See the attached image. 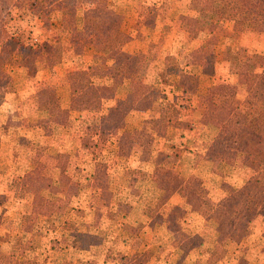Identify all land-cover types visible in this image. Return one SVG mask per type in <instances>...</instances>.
Returning <instances> with one entry per match:
<instances>
[{"label":"rangeland","instance_id":"rangeland-1","mask_svg":"<svg viewBox=\"0 0 264 264\" xmlns=\"http://www.w3.org/2000/svg\"><path fill=\"white\" fill-rule=\"evenodd\" d=\"M72 1L44 0L40 5L49 4L51 7L46 14L37 17L36 10L26 13L19 9L8 24L14 31L16 56L22 53L30 55L33 38L39 33L54 37L64 15H70L84 46L77 62L64 60L46 65L32 80L27 78L25 69L17 66L16 61L4 67L13 85V91L6 93L0 104V211L4 208L3 213L13 219L9 228L0 225V252L10 257L8 264H105L103 260L107 254L115 258L122 254L127 258L125 263L108 259V264H264L262 216L253 219L246 236L233 241L216 233L214 221H208L205 228L208 233L202 245L186 249L189 237L200 232L205 222L204 208L190 212L186 207L181 218L183 222L176 231L168 230L158 220L149 227L146 217L138 211V197L142 193L157 198L163 205V213H174L184 207V198L201 183L217 195L221 186L237 188L250 176V170L240 164L223 168L213 137L228 116V111L221 106L212 111L207 108L210 98L206 96V88L213 84L234 85L235 97L242 100L250 96L245 86L252 82L253 72L233 73L228 70V64L214 63L184 66L181 72L174 71L169 75L163 72L155 74L158 88L168 99L173 98L177 104L186 105V109L181 111L186 112L191 125L181 129L163 128L157 111L132 110L125 116V129L134 135L131 151L125 157L114 154L115 136L109 133L94 131L89 136L78 137L67 130L54 139L48 122L49 116H53L68 128L70 120L77 116L76 103L69 99L68 86L82 81L83 70H92L102 77L103 66L117 67L127 53L151 60L153 45L170 47L179 61H182L180 56L183 53L201 44L212 51L215 58H220L222 51L235 50L239 46H246L264 57V34L241 30L236 20H227L221 25L230 35L217 32L206 44L200 39H190L178 28L180 23H191V12L185 7V0ZM87 8L107 11V27L119 49L111 50L95 43L96 27L80 21V12ZM175 35L176 41L173 40ZM59 75L62 80L54 86V96L39 101L31 114L23 113L22 102L40 85V81ZM113 82L118 86L116 95L125 97L120 81ZM3 90L4 85L0 84L1 94ZM252 97L258 104L264 105V90ZM8 125L10 127L6 128ZM152 142L172 154L173 172L180 182L173 193L169 192L166 182L151 176L150 164L138 178L121 173L122 166H133L142 146ZM39 149L43 152L38 155ZM106 150H110L107 159L108 187L126 195V204L132 208L128 215L102 203L105 195L96 199L100 200L96 206H89V194L94 192L89 186V174L84 171L91 168V156L95 151ZM56 152L63 155L54 157ZM31 155L45 162L43 170L40 169L39 174L34 173L28 184H43L37 177L41 174L47 176V187L38 190L39 195L57 205L56 213L49 221L43 223V217H40L39 222L44 227L15 218L16 213L25 210V204L29 208L31 195L17 197L10 183L14 181L16 188H24L22 175L35 167ZM45 155L49 157H43ZM78 170L81 171L77 173ZM75 178L80 182L78 194L68 197V192L73 191L70 182ZM120 222L134 225L142 242L129 247L124 245L121 236L125 231L116 226ZM22 231L25 232V243L31 248H12V236ZM105 233L110 239L107 242L104 241ZM152 235L158 240H153ZM114 236L120 238L112 239ZM213 245L225 248L220 259L210 255Z\"/></svg>","mask_w":264,"mask_h":264},{"label":"trees","instance_id":"trees-1","mask_svg":"<svg viewBox=\"0 0 264 264\" xmlns=\"http://www.w3.org/2000/svg\"><path fill=\"white\" fill-rule=\"evenodd\" d=\"M42 2L44 0H0V84L4 85V92L0 93V104L4 95L13 91L12 80L6 73L5 66L16 61L17 66L25 69L27 78L32 80L37 72L46 65L64 60L77 62L84 52L80 32L74 28L70 15H64L59 21L54 37H47L39 33L31 43L32 53L30 55L22 53L16 56V41L13 37L14 31L8 26L9 21L15 13L18 14L19 9L30 13L36 10L35 16L37 17L46 14L51 7L49 4L40 5ZM70 2L73 1L70 0ZM184 5L191 12V23L189 25L180 23L178 28L181 32H185L190 39H200L206 44L217 32L230 35L231 33L226 27L221 25L223 21L227 20H236L238 28L241 30L264 34V0H185ZM80 21L96 27L95 43L97 45L105 46L111 50L119 49V45L112 38L111 31L107 27V11L105 9L87 8L82 10ZM168 27L172 26L168 25ZM173 40L176 41V35ZM152 53L151 60L127 53L122 57L117 67L103 66L102 77L93 73L92 70H83L82 81L68 86L69 99L76 103L77 116L70 120L68 128H65L58 118L49 116L48 122L53 138L57 139L67 130L71 135L78 137L89 136L94 131L109 133L115 136L114 154L118 157H125L131 151L134 137L131 132L125 129V116L132 110L157 111L159 122L163 128L169 126L181 129L191 125L186 112L181 111L186 109V105L177 104L173 98L172 100L168 99L167 95L158 88V83L154 78L155 74L163 72L169 75L174 71L181 72L184 66L214 63L228 64V70L233 73L253 72L252 82L245 86V91L250 96L242 100L235 97L236 88L234 85L213 84L206 88V96L210 98L207 108L212 111L217 106H221L228 111V116L217 128L213 137L223 168L240 164L250 170V176L242 185L234 189L221 186V191L219 190L220 192L214 195L209 189L207 190L204 183H201L193 193L184 198V207L181 206L174 213H163L162 203L150 194L142 193L138 197V211L146 217L149 227H152L158 220L164 223L168 230L176 231L181 226L180 223L183 222L181 218L183 219L186 207L190 212H196L201 207L206 210L205 222L202 224L200 232L193 233L189 237L186 249L202 245L208 233L205 229L206 225L211 220L214 221L213 227L216 233L228 240L233 241L246 236L250 232V224L253 219L259 216L264 217V105L258 104L252 97L253 94L264 90V57L246 46H239L235 50H224L221 52L220 58H215V54L202 44L183 53L180 56L182 61L177 59L170 47L153 45ZM173 66H175L174 70H172ZM61 80V75L48 76L41 80L40 85L22 102L23 113L31 114L39 101L52 98L55 93L54 86ZM114 80L120 81L119 86L125 92V97L116 95L118 86L113 82ZM8 127L10 125L6 126V128ZM1 128L2 124L0 123ZM108 151H95L91 156V168L84 171L89 174V186L94 192L89 194V206H96L100 201L96 199L105 195L106 199H102V203L105 202L123 215H128L132 208L126 204V195L108 187L107 159L110 154ZM37 152L39 155L43 149H39ZM62 155L63 153L56 152L54 157ZM43 157H49V155ZM30 159L35 167L26 170L22 175L25 182L24 188H16L14 181L10 183L14 187L17 197L20 198L25 194L31 195L29 208L27 209V204L25 206L22 204L25 210L22 213H16L15 218L35 226L36 224L43 226L39 222L40 217H43V223L49 221L55 215L57 205L39 195L38 190L47 187L49 179L47 176L41 174L37 177L43 184H28L34 173L39 174L40 169L43 170L45 162L42 158L33 155L30 156ZM148 164L151 166V176L156 180L166 182L170 193L175 192L180 182L173 172L172 154L159 148L155 142L144 144L136 156L135 164L133 166L123 165L121 173L124 176L138 178L143 175ZM99 178H101L100 182ZM78 181L75 178L70 182L73 191L68 192V197L78 194L80 187ZM3 211H0V225L9 228L13 225V219ZM116 226L125 231L124 236H121V241L127 247L142 242L134 225L120 222ZM24 233L22 231L21 234L12 236V248H31L25 243ZM116 238L120 237L114 236L112 239ZM151 238L158 240L155 235H152ZM109 240L105 233L104 241ZM210 248V255L217 259H220L225 253V248L219 245H213ZM108 250L111 251V249ZM108 259L125 263L127 258L122 254L118 258L107 254L103 262L108 264ZM9 261L10 257L0 252V264H8Z\"/></svg>","mask_w":264,"mask_h":264},{"label":"crops","instance_id":"crops-1","mask_svg":"<svg viewBox=\"0 0 264 264\" xmlns=\"http://www.w3.org/2000/svg\"><path fill=\"white\" fill-rule=\"evenodd\" d=\"M157 43H159L160 44V42H157ZM119 83V82H118Z\"/></svg>","mask_w":264,"mask_h":264}]
</instances>
